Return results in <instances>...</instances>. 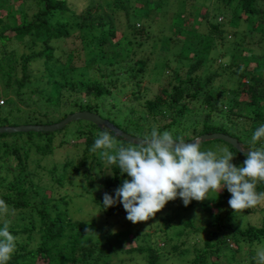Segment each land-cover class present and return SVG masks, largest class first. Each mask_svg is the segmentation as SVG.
Returning a JSON list of instances; mask_svg holds the SVG:
<instances>
[{
	"label": "trees",
	"instance_id": "1",
	"mask_svg": "<svg viewBox=\"0 0 264 264\" xmlns=\"http://www.w3.org/2000/svg\"><path fill=\"white\" fill-rule=\"evenodd\" d=\"M167 7L175 11L160 40L163 49L156 52L149 28L168 18ZM225 57L229 62H222ZM152 74L158 90L146 84ZM3 98L0 127L54 125L89 112L139 139L156 128L187 142L220 133L245 148H260L264 140L253 144L251 138L264 124V0H0V102ZM104 130L114 133L78 121L55 133L0 134V202L9 209L0 224L6 220L17 238L9 264H111V255L122 251L161 264L165 248L141 229L123 232L129 249L115 244L110 219L123 216L122 208L117 203L103 209V198L114 196L129 177L100 150L91 151ZM114 137L119 146H136ZM200 143L203 150L229 148L237 166L245 159L224 141ZM67 185L87 192L105 214L102 223L71 218L70 207L80 197L64 190ZM257 191L264 192V182ZM230 196L225 189L202 205L208 214L203 227L175 213L161 218L158 239L164 246L175 241L171 249L182 256L192 250L193 264H219L228 252L240 250L241 241L264 243V222L242 228L237 215L252 208L234 212ZM227 205L234 214L222 211ZM182 238L194 241L191 249H183Z\"/></svg>",
	"mask_w": 264,
	"mask_h": 264
},
{
	"label": "clouds",
	"instance_id": "2",
	"mask_svg": "<svg viewBox=\"0 0 264 264\" xmlns=\"http://www.w3.org/2000/svg\"><path fill=\"white\" fill-rule=\"evenodd\" d=\"M261 140L264 124L254 131L251 143ZM138 141V146H119L114 133L104 130L94 138L91 148L93 152L100 150L109 164L117 165L119 172L129 177L114 196L105 193L102 206L108 209L122 204L126 219L133 224L154 218L170 201L179 198L188 206L193 200L214 199V194L225 189L231 194L228 203L234 212L264 202V192L257 191V183L264 182V145L243 149L245 159L237 166L229 148L203 150L198 137L189 143L168 130L153 128ZM8 214L9 209L0 202V218ZM16 240L5 220L0 224V264H9ZM257 255L264 264V250Z\"/></svg>",
	"mask_w": 264,
	"mask_h": 264
},
{
	"label": "rangeland",
	"instance_id": "3",
	"mask_svg": "<svg viewBox=\"0 0 264 264\" xmlns=\"http://www.w3.org/2000/svg\"><path fill=\"white\" fill-rule=\"evenodd\" d=\"M97 1H101V0H94V2L97 3ZM84 3H80L79 5L81 6ZM175 10H170L167 8L164 9L163 13H165L167 15L168 18L163 19L161 22H158V25L156 24V22L154 23V20H149L151 23H154L153 26L151 25V27L149 28V33H150V45L152 47V49L156 52H160L162 48V44L160 43L161 37L164 34V32L168 29V26L170 24V20H172L171 16H173V12ZM4 11H2L3 13ZM169 19V20H168ZM158 21V20H156ZM124 47L127 49V44L124 45ZM22 52V50H21ZM222 62H229L230 58L229 57H225L222 58ZM212 64L209 65V67ZM214 69H216V66L211 67L212 71H215ZM99 74H97L96 76H98ZM99 78V77H97ZM156 81V76L154 74H152L151 76H149L146 79V84H150L149 86H152V88L154 90H158V83L154 84V82ZM164 81H168V78L166 77L164 79ZM224 83H227V80L224 79ZM230 87V86H229ZM5 99L3 98L2 101H4ZM13 120V119H11ZM18 126H20L21 124H24L23 122H17L15 123ZM23 126V125H21ZM1 127H8V126H1ZM11 127V126H10ZM12 127H16V126H12ZM183 140L185 142L189 141L186 137L183 138ZM217 142V141H215ZM216 145V144H214ZM64 153V151H63ZM82 156V155H81ZM104 167V168H103ZM101 167V169L103 171H105L106 166ZM98 172V170L94 171ZM81 180L83 181V183L86 182L85 178H81ZM100 184V183H99ZM97 188H99V186H95ZM64 190H68L70 192H75L78 195L77 198V206L73 207V205L70 207V213H71V218H73L74 220H81V221H90L93 219H98L97 222L98 223H102L101 219H104L105 214L104 213H100L99 209L97 208V206L94 203H91L89 198L86 196L88 195L86 191L84 190H80L78 188H74V187H70L69 185H67ZM82 194V195H81ZM213 198L218 199L219 195L218 194H214ZM213 200V199H206L203 202H198L193 200L192 203L188 206H185L183 201L181 199H176L174 201H170L163 210H161L160 212H158L156 214V216L154 218H152L150 221H148L146 224L148 225L149 223L154 222L150 225H145L144 223L146 222H141L142 224H133L130 221H128L126 219V211L123 208L122 204H120L121 208H122V214L123 216H118V217H112L110 219V222L112 225H115V232H117L116 234V243H121L123 245V249H129L130 247H132V244H130V242H127L123 232L128 230L129 228L132 229H141L142 233H150L152 235V243H157L158 247L161 248H165L164 251V258L161 261V264H193L192 261L195 259V255L192 252V250L187 254V256H182L180 255L178 252H174L172 251V245L175 244L176 242L173 241L171 242L169 245L166 244V246H164L163 242L160 241L158 239V237H161V232H158V230L162 229L164 226L162 224V221L160 220L161 218H165L170 216V214L175 213L177 218H182L183 221H187V220H196L198 223V227H203L204 225L206 226L205 222L208 220V214L207 212L204 213L202 212V209L204 207H202V205L204 204H209V202ZM228 205L225 206V210H222L223 212L226 211V209H228L229 212L233 213V211H231L229 209ZM78 208H82V212H77ZM216 210V209H215ZM214 210V211H215ZM252 213L249 214H244L243 212H241V214L239 213L237 215L236 221L238 222V224L242 227V228H246L249 225L251 226H255V227H261L263 226V222H264V203H260V206L258 207H254L252 208ZM212 219V217H211ZM131 225V226H130ZM137 226V228H136ZM157 229V230H156ZM158 236H156V235ZM196 243H198V246H202L203 245V241L202 238L199 236H196ZM148 238H144L141 239L139 241V244H143V240H146ZM150 239V238H149ZM148 241V240H147ZM182 241H186V245L183 247V249H188L193 246L194 241L191 239H180L179 244ZM230 243V247H232L233 249H236L235 244L232 241H229ZM240 250L238 252H235V254H230L229 252L227 253L226 257L221 258L220 260H218L219 264H250L251 262V258H250V252H252L251 255H253L254 260V264H259L260 260L259 257L257 255L258 251L264 250V243L261 244H254V245H250L248 242H244L241 241L240 242ZM116 247V245H115ZM118 249V248H117ZM181 251V250H180ZM111 264H147L145 262V260L142 257H145V254L142 253H129L127 251H122V252H116L113 253L111 255Z\"/></svg>",
	"mask_w": 264,
	"mask_h": 264
},
{
	"label": "water",
	"instance_id": "4",
	"mask_svg": "<svg viewBox=\"0 0 264 264\" xmlns=\"http://www.w3.org/2000/svg\"><path fill=\"white\" fill-rule=\"evenodd\" d=\"M78 121H87L93 123L94 125L100 128H108L115 133L116 136L121 137L127 143L136 145L139 144V138L132 137L125 132L119 130L117 127L113 126L109 121L102 119L99 115L89 113V112H77L72 115H69L62 122L54 125H23L17 127H0V134H17V133H55L71 123ZM200 138V142H212V141H224L227 144L231 145L238 152L242 153L243 149H247L241 144L237 139L232 138L225 134L215 133L203 135ZM192 142V141H191ZM190 143V142H189ZM243 154V153H242ZM244 155V154H243Z\"/></svg>",
	"mask_w": 264,
	"mask_h": 264
},
{
	"label": "built area",
	"instance_id": "5",
	"mask_svg": "<svg viewBox=\"0 0 264 264\" xmlns=\"http://www.w3.org/2000/svg\"><path fill=\"white\" fill-rule=\"evenodd\" d=\"M0 104H4V102H3V101H1V102H0Z\"/></svg>",
	"mask_w": 264,
	"mask_h": 264
}]
</instances>
